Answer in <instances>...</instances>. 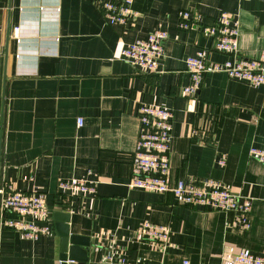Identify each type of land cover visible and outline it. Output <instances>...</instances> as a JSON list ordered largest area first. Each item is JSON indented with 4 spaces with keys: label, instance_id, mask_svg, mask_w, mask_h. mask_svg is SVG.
Masks as SVG:
<instances>
[{
    "label": "crops",
    "instance_id": "obj_1",
    "mask_svg": "<svg viewBox=\"0 0 264 264\" xmlns=\"http://www.w3.org/2000/svg\"><path fill=\"white\" fill-rule=\"evenodd\" d=\"M133 8L123 28L92 0H0V264H61L56 214L88 244L85 264H227L243 250L264 255V165L250 153L264 151V87L207 73L197 95L184 93L187 57H230L205 32L223 11L238 23L239 57L264 54V0H135ZM180 10L191 13L190 29L181 28ZM157 29L168 32L157 73L119 58ZM142 103L173 111L171 181L214 180L252 199L248 228L235 212L129 187ZM72 178L97 180L96 195L63 191ZM10 191L45 195L48 234L29 240L6 227L19 219L4 207ZM146 223L169 228L165 249L146 237Z\"/></svg>",
    "mask_w": 264,
    "mask_h": 264
},
{
    "label": "built area",
    "instance_id": "obj_2",
    "mask_svg": "<svg viewBox=\"0 0 264 264\" xmlns=\"http://www.w3.org/2000/svg\"><path fill=\"white\" fill-rule=\"evenodd\" d=\"M102 12L105 20L112 25L126 28L133 19L135 0H92ZM180 26L190 29L191 13L179 11ZM197 18H200L198 15ZM205 32L217 39V49L230 55L222 62H207L203 53L186 59L190 84L184 88L189 96L197 95L207 73H224L230 79L250 86L264 87V54L260 58L239 57V27L234 17L223 11L217 23L205 29ZM168 32L157 29L147 38L128 43L120 51L119 58L139 67L146 74L159 71L161 59L165 54V43ZM140 135L133 160V176L129 187L159 194H172L184 206L235 212L245 228L249 227V215L252 199L237 195L214 180H195L186 182L171 181V152L173 146L172 119L173 111L169 108L142 103L139 107ZM83 125V120L78 121ZM251 156L264 165V151L253 147ZM222 165L225 161L220 162ZM97 180H81L72 178L60 183L63 191L72 194L95 196ZM4 207L19 219L6 220L8 228L20 232L26 239L36 240L49 233L46 223L50 220L45 195L42 193L25 195L10 191L4 199ZM146 237L160 244L164 249L169 240L170 230L167 226L146 223L143 226ZM183 264H190L184 261ZM227 264H264V255L256 256L250 250H243Z\"/></svg>",
    "mask_w": 264,
    "mask_h": 264
},
{
    "label": "water",
    "instance_id": "obj_3",
    "mask_svg": "<svg viewBox=\"0 0 264 264\" xmlns=\"http://www.w3.org/2000/svg\"><path fill=\"white\" fill-rule=\"evenodd\" d=\"M56 214L55 220L60 222V228L62 229L60 236L62 237L61 243V264H85L87 263V252L89 246L87 243H83L80 237L71 235L68 227L63 223H68V218L58 217ZM84 246L81 250L79 247Z\"/></svg>",
    "mask_w": 264,
    "mask_h": 264
}]
</instances>
